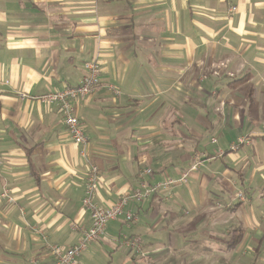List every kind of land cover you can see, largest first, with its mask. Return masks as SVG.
<instances>
[{"label":"crops","instance_id":"0c3cea01","mask_svg":"<svg viewBox=\"0 0 264 264\" xmlns=\"http://www.w3.org/2000/svg\"><path fill=\"white\" fill-rule=\"evenodd\" d=\"M92 60L99 87L73 103L83 146L43 98ZM0 158V264H51L45 238L81 242L87 160L102 207L176 183L125 206L81 264L127 250V264H264V0H0Z\"/></svg>","mask_w":264,"mask_h":264},{"label":"built area","instance_id":"2783aa9c","mask_svg":"<svg viewBox=\"0 0 264 264\" xmlns=\"http://www.w3.org/2000/svg\"><path fill=\"white\" fill-rule=\"evenodd\" d=\"M231 12H236V8H232ZM101 67L97 60H92L84 64V75L81 84L77 87H70L63 91L51 93L43 98L44 101L49 103H57L60 107V111L63 118V123L65 124L68 133L70 134L74 143L78 145H87L88 139L84 132L83 127L80 124V120L76 114L74 102L80 99H84L90 95L95 94L100 83ZM117 93V91H115ZM217 140H213L212 144H216ZM250 144V141L246 137L239 139L236 146L232 150H236L239 146ZM224 152L219 151V154ZM85 154V152H84ZM86 155V154H85ZM195 163L191 165L190 169L187 170L182 178L181 182L188 183L189 175L192 172H197L200 169L201 162L200 156L196 155ZM2 159L0 158V166H2ZM87 181H86V193L83 199V207L90 211L92 218L91 228L84 232L83 239L81 242L70 248H63L59 245H53L48 243L45 238L46 247L50 251L54 258L51 264H81L79 259L84 250L88 246L96 241H99L104 235L108 224L112 221L117 220L121 215L125 214L124 208L129 204H140L148 200L152 195H154L158 190L163 192H168L172 188L176 181L173 179H167L162 183L151 186L147 182H143L139 188L135 189L130 194L124 195L121 200L109 208L102 207L95 202V198L98 191L99 184V169L97 166L92 164L87 160ZM153 171L151 169H146L142 172V177L148 176L153 177ZM172 194L168 193L166 198H171ZM239 197L243 199V195L240 194ZM3 200L8 202H13V198L10 195L8 189H4L1 195ZM126 219L128 222L134 220L131 211L126 213ZM125 245L130 249H137L139 251V240L126 241ZM34 264H42L35 262Z\"/></svg>","mask_w":264,"mask_h":264},{"label":"rangeland","instance_id":"374dc122","mask_svg":"<svg viewBox=\"0 0 264 264\" xmlns=\"http://www.w3.org/2000/svg\"><path fill=\"white\" fill-rule=\"evenodd\" d=\"M260 196H261V195H260ZM243 197H244V196H243ZM126 253H128L129 255H131L132 252H130L129 250H127ZM129 255L124 254V257H123V258L119 259V261L116 259V260L114 261V263H112V264H118L119 262H121V263H126V262H124V261H125L126 257L129 256ZM107 260L109 261L110 258H107ZM126 264H127V263H126Z\"/></svg>","mask_w":264,"mask_h":264},{"label":"bare ground","instance_id":"6f19581e","mask_svg":"<svg viewBox=\"0 0 264 264\" xmlns=\"http://www.w3.org/2000/svg\"><path fill=\"white\" fill-rule=\"evenodd\" d=\"M141 178V177H140Z\"/></svg>","mask_w":264,"mask_h":264}]
</instances>
